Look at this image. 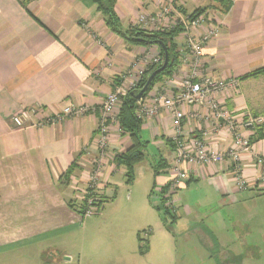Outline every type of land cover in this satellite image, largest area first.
<instances>
[{
  "label": "crops",
  "instance_id": "1",
  "mask_svg": "<svg viewBox=\"0 0 264 264\" xmlns=\"http://www.w3.org/2000/svg\"><path fill=\"white\" fill-rule=\"evenodd\" d=\"M177 1L187 14L212 4V0ZM228 1L226 13L208 11L190 34L199 36L219 26V35L203 48L197 73L222 82L238 80L235 89L214 95V100L240 123L247 117H264V74L245 78L264 68V0ZM154 7L153 0H116L115 12L123 27L149 31L156 24L145 27L138 15H152ZM183 36L174 38L180 57L172 75L156 82L148 96L168 97L180 90L189 70L182 61ZM160 56L157 45L130 44L112 33L91 2L0 0L1 246L69 234L80 218L69 207V199L74 190L86 188L95 161L100 162L95 189L115 197L118 179L125 176L115 158L131 141L118 124L117 105L107 123L108 146L103 152L99 149V107L116 89L129 91L138 72H145ZM70 105L91 110L63 117L62 111ZM207 106L183 108V132L193 138L207 131L209 147L224 151L231 137L224 128L213 131L204 119L209 116ZM22 112L27 113L25 126L18 128L12 119ZM140 128L157 168L153 191L159 187L161 199L170 195L168 201L175 210L172 222L178 230L185 225L190 230L182 238L211 240L223 244L229 260L264 264V186L259 183L264 170L255 164L256 157L264 158V124L254 133L244 132L251 141L239 163L240 176L250 186L246 191L237 189L233 168L227 163L184 166L188 180L171 189V115L161 111L158 117L141 121ZM71 168L73 174L64 185L61 177ZM207 211L213 218L209 230L201 232L198 226L188 225H196ZM207 249L212 251L210 246Z\"/></svg>",
  "mask_w": 264,
  "mask_h": 264
},
{
  "label": "rangeland",
  "instance_id": "2",
  "mask_svg": "<svg viewBox=\"0 0 264 264\" xmlns=\"http://www.w3.org/2000/svg\"><path fill=\"white\" fill-rule=\"evenodd\" d=\"M153 1L155 13L166 10L169 14L155 26L149 27L150 32L183 29L180 21L187 23L189 14L180 2ZM129 26L131 25L122 27L127 29ZM185 37L186 35L183 36L184 42ZM146 95L142 101L146 104L152 103L153 96ZM121 101L122 99L120 103ZM153 164L150 150L146 148L144 159L134 166L133 181L127 183L125 176L120 177L115 197L110 201L102 190L89 188L88 182L86 188L74 190L68 204L74 207L73 210L79 217L80 210L88 209L91 212L87 215L86 211L85 216L78 217V225L72 226L69 234L25 240L7 247L0 245V264H230V261L233 264L244 263L237 258L227 259L222 249L223 244H214L211 240L203 243L196 238H182V234L190 230L186 225L178 230L172 222L175 210L173 204L168 201L170 195L163 200L157 192L159 187L153 191L154 173L151 169ZM175 209L178 210V207L175 206ZM207 213V216L206 213L202 215L200 222H195L196 225L187 224L190 227L198 226L197 231L206 232L211 227L209 222L213 220L209 211ZM207 246H210L212 251H209ZM218 247L220 248L217 250Z\"/></svg>",
  "mask_w": 264,
  "mask_h": 264
},
{
  "label": "built area",
  "instance_id": "3",
  "mask_svg": "<svg viewBox=\"0 0 264 264\" xmlns=\"http://www.w3.org/2000/svg\"><path fill=\"white\" fill-rule=\"evenodd\" d=\"M168 14L166 10L161 13H153L152 15L141 14L139 15L138 22L146 27L157 24ZM204 20L205 18L200 16L191 22L187 21V23H182L180 21L183 33L186 35L183 50L185 55L182 61L189 64V72L182 80L180 90L168 97L162 95L153 96L152 103L148 104L142 101L141 98L136 102V116L140 121H143L148 118L158 117L161 111H165L171 115V129L173 133L170 140L174 145V159L171 165V169L174 171V177L171 181V189L178 188L181 183L188 180L187 172L183 169L184 166H205L227 163L233 168L237 189L239 191H246L250 186L240 176L239 163L242 156L250 150L251 141L244 132L248 130L254 133L257 127L264 124V117H247L243 122L238 123L237 119L229 113L224 104H219L214 100V95L227 89H235L239 84L238 80L230 79L222 82L210 77L198 75V63L202 57L204 46L219 35L218 25H215V27L199 36L191 35L190 31L197 29ZM162 62L161 57L154 59L153 65L150 68H158L162 65ZM147 72H138L136 81L130 88L131 90L136 88L135 86L146 76ZM128 92L116 89L106 97L99 107L101 119L98 124V145L102 152L108 146L107 123L111 117L113 108L120 104V100ZM206 103L208 104L209 116L204 119L213 125L212 129L215 133L222 132L221 129L224 128L223 132L228 133L231 137V145L224 151H214L209 147L207 131L202 132L201 137L193 138L190 137L191 134L186 137V134L183 132V122L186 117L183 108L185 106ZM90 110L85 107L70 105L62 111V116H80ZM26 116L27 113L22 112L21 116L14 117L12 121L18 128H23L25 126ZM255 164L264 170V158L256 157ZM93 168L91 176L88 179V187L91 189L96 188L95 186L100 178L99 160L94 162ZM259 183L264 186V179L262 178ZM86 211L87 215L88 212H91L88 209Z\"/></svg>",
  "mask_w": 264,
  "mask_h": 264
},
{
  "label": "trees",
  "instance_id": "4",
  "mask_svg": "<svg viewBox=\"0 0 264 264\" xmlns=\"http://www.w3.org/2000/svg\"><path fill=\"white\" fill-rule=\"evenodd\" d=\"M80 1H88L91 2L96 6V9L98 12H100L103 15L105 26L115 35L119 36L121 39L126 41L127 43L134 44V45H150L154 44L155 41H160L163 43L167 50L168 54V64L164 71H162L160 74L155 76L153 79L149 89L146 91V93L142 96V98L148 93L150 88L158 81L164 79L165 77H169L172 75L174 68L176 67L178 61H179V52L177 50V45L174 43V38L178 36V34L183 29H170V30H162L158 31L157 33L149 32L145 29L140 28L139 26H129L127 29H124L120 21L117 17V14L115 12V4L116 0H80ZM229 1L228 0H212V4L208 7L196 9L189 15H187V20L192 21L195 18L202 16L209 15L208 11L215 10L219 11L221 13H226L229 8ZM160 48V57L163 60V50L160 45H157ZM163 63V62H162ZM156 67H152L149 69V71L146 73V76L144 79H142L137 87L135 89H141L147 77L149 74H151ZM264 73V68L259 69L257 71H254L247 75L245 78L249 77H256L260 74ZM132 89L131 91L135 90ZM131 91L128 92V94L122 98V101L120 103V109L118 114V124L125 133L128 134L131 146L122 154L117 155L115 158L116 165L119 167H123L125 170V177L127 178V183H131L134 178V166L138 163H140L145 156V149L147 147V144L144 143L140 136V127H141V121L136 116V100L130 95ZM168 143L171 144V147L174 149V145L171 140H168ZM157 168L153 166V173L156 175ZM73 174V170L69 169L65 175L61 177V180H63V184L66 185L68 183L69 177ZM114 195L109 198L108 201L113 200ZM164 200V199H163ZM106 201V203L108 202ZM71 209H74V207L70 206ZM166 209V208H165ZM167 210V209H166ZM169 212V211H168ZM86 213V209L80 210L79 215L82 218Z\"/></svg>",
  "mask_w": 264,
  "mask_h": 264
},
{
  "label": "water",
  "instance_id": "5",
  "mask_svg": "<svg viewBox=\"0 0 264 264\" xmlns=\"http://www.w3.org/2000/svg\"><path fill=\"white\" fill-rule=\"evenodd\" d=\"M150 45H152V44H150ZM153 45H160L162 47V50H163V63H162V65L160 67H158L151 74H149V76L147 77V79L145 81L144 86L141 89H135V90L131 91L130 95L136 101H139L142 98V96L149 89V87H150L153 79L155 78V76H157L162 71H164L166 66H167V64H168V54H167V50H166L165 46L163 45V43L160 42V41H155Z\"/></svg>",
  "mask_w": 264,
  "mask_h": 264
}]
</instances>
